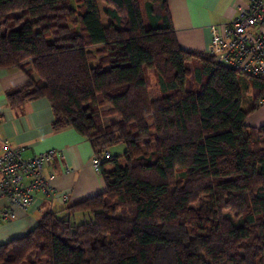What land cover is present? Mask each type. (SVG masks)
I'll return each mask as SVG.
<instances>
[{
  "label": "trees",
  "instance_id": "1",
  "mask_svg": "<svg viewBox=\"0 0 264 264\" xmlns=\"http://www.w3.org/2000/svg\"><path fill=\"white\" fill-rule=\"evenodd\" d=\"M100 1L0 0V67L25 76L8 103L45 97L103 180L1 242L0 264H264V123H245L264 79L181 47L168 0Z\"/></svg>",
  "mask_w": 264,
  "mask_h": 264
},
{
  "label": "crops",
  "instance_id": "2",
  "mask_svg": "<svg viewBox=\"0 0 264 264\" xmlns=\"http://www.w3.org/2000/svg\"><path fill=\"white\" fill-rule=\"evenodd\" d=\"M167 4L178 44L184 48L205 50L210 38L208 26L233 18L238 13L237 6L245 7L247 0H168ZM24 79V73L18 68L0 67V137L21 146L24 157L51 147L60 150L61 155H54L43 166L46 176L53 174L54 196L33 191L31 202L25 209H13L14 216L0 222V243L27 232L42 212L95 194L103 188L100 172L94 171L89 162L93 154L89 140L71 126L53 128L45 97L28 99L16 105L8 103L5 92ZM245 123L251 126L264 123V99L247 115ZM113 149L112 146L107 151ZM65 164L72 168L71 172H65ZM61 194L66 195L64 200L59 198ZM6 205L0 196V209Z\"/></svg>",
  "mask_w": 264,
  "mask_h": 264
},
{
  "label": "built area",
  "instance_id": "3",
  "mask_svg": "<svg viewBox=\"0 0 264 264\" xmlns=\"http://www.w3.org/2000/svg\"><path fill=\"white\" fill-rule=\"evenodd\" d=\"M237 8L233 18L208 26L210 38L205 50L219 64L264 79V0H247L245 7L238 5ZM21 150V146L0 137V196L7 204L0 209V222L13 217V209H25L33 191L49 197L55 193L51 183L53 174L46 176L43 166L60 152L47 148L24 157ZM104 153L108 155L107 151ZM89 162L94 171H99L96 154L89 157ZM64 170L69 173L72 168L65 164ZM65 197V194L59 195L61 200Z\"/></svg>",
  "mask_w": 264,
  "mask_h": 264
},
{
  "label": "rangeland",
  "instance_id": "4",
  "mask_svg": "<svg viewBox=\"0 0 264 264\" xmlns=\"http://www.w3.org/2000/svg\"><path fill=\"white\" fill-rule=\"evenodd\" d=\"M141 1V0H140ZM98 4L101 6L102 5V2L100 1V0H98ZM104 18V17H103ZM106 21V19H104V22ZM147 77H148V81H149V84H150V86H149V94H150V96L151 97H156L157 95H158V90H157V87H156V84H155V72H154V70L153 69H148L147 70ZM189 80H191V76H189V79H188V81ZM187 81V84L188 85H190L189 84V82ZM187 85V86H188ZM246 94H248V93H246ZM245 93H244V96L246 95ZM248 102L246 101V100H243V102H242V107H244V108H247V106H248ZM119 146L121 147V144H119ZM109 147V146H108ZM52 148V147H51ZM110 148V147H109ZM53 149H55V148H53ZM45 150V149H44ZM55 150H57L58 152H60V155H61V151L60 150H58V149H55ZM107 150H108V148H107ZM54 155H59V154H54ZM53 155V156H54ZM204 198V197H203ZM198 203L197 202H195L194 204H192V207H198Z\"/></svg>",
  "mask_w": 264,
  "mask_h": 264
}]
</instances>
